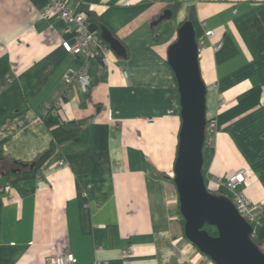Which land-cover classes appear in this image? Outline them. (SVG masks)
Here are the masks:
<instances>
[{"label":"crops","instance_id":"1","mask_svg":"<svg viewBox=\"0 0 264 264\" xmlns=\"http://www.w3.org/2000/svg\"><path fill=\"white\" fill-rule=\"evenodd\" d=\"M45 3L0 0V264L64 253L76 264H214L185 239L171 181L181 118L167 50L184 22L196 41L213 31L198 53L205 117L216 125L202 175L216 189L211 178L243 169V194L264 206V0H80L89 30L99 37L103 26L125 48L121 59L103 42L104 61L66 52L73 28L42 17ZM81 70L89 85L62 99L64 76ZM60 102L61 119L84 122L79 142L12 185L8 160L50 146L40 116ZM252 228L264 248V209Z\"/></svg>","mask_w":264,"mask_h":264},{"label":"water","instance_id":"2","mask_svg":"<svg viewBox=\"0 0 264 264\" xmlns=\"http://www.w3.org/2000/svg\"><path fill=\"white\" fill-rule=\"evenodd\" d=\"M170 15L165 11L157 21L169 19ZM99 37L116 57L126 58L124 46L103 26ZM167 63L173 70L180 102L173 183L184 220V237L214 264H264V252L251 240L252 226L227 197L212 194L205 185L202 150L206 88L200 77L198 48L190 22H184L177 30V40L167 50ZM205 225L214 227L217 236L203 230Z\"/></svg>","mask_w":264,"mask_h":264},{"label":"built area","instance_id":"3","mask_svg":"<svg viewBox=\"0 0 264 264\" xmlns=\"http://www.w3.org/2000/svg\"><path fill=\"white\" fill-rule=\"evenodd\" d=\"M80 0H46L41 11L44 18L57 17L67 26L73 28L74 42L68 44L62 43V47L66 52L80 56L86 61L99 59L105 60L108 48L103 44L99 37L89 30L85 15L78 10ZM213 35L212 30L205 31L202 36L197 38L198 53L204 48L205 40ZM219 48V45H218ZM217 48V49H218ZM90 83L89 76L84 70L78 72H69L63 79V96H66L68 89L77 84L80 87H86ZM63 99V97H62ZM62 102L57 107H60ZM216 133V125L213 121L206 120L204 129V144L210 145ZM59 165H63L60 161ZM247 173L245 170H238L228 178H211L210 183L220 190H225L227 197L239 215L251 226L257 222L259 215L264 209L261 204H255L245 197L243 194L246 185ZM46 264H76V260L71 253L56 254L47 257Z\"/></svg>","mask_w":264,"mask_h":264},{"label":"trees","instance_id":"4","mask_svg":"<svg viewBox=\"0 0 264 264\" xmlns=\"http://www.w3.org/2000/svg\"><path fill=\"white\" fill-rule=\"evenodd\" d=\"M78 10L85 15L86 21H88V18L92 17V15L84 8L83 3L79 4ZM63 99H66V96H63ZM40 117L44 126L50 133V146L41 154L36 156L32 161L21 162L17 160H8L9 166L4 169V172L6 173L5 177L8 179L9 183L14 186L17 185L20 180L35 177L42 165L52 156L59 145L77 143L80 140V134L84 127L83 120L66 121L61 119L59 115V108L55 105L49 106ZM5 140L6 138L4 137L0 139V161L3 160L1 146ZM31 165L33 166L31 167ZM11 171L14 172L12 173ZM171 181L173 182V178ZM207 189L214 195L225 196L221 190L211 189L208 187ZM183 226L184 220L182 219V227ZM203 230L207 231V233L212 237L217 236V231L212 226L205 225ZM251 240L261 252H264V248L262 247L260 240L253 236H251Z\"/></svg>","mask_w":264,"mask_h":264},{"label":"rangeland","instance_id":"5","mask_svg":"<svg viewBox=\"0 0 264 264\" xmlns=\"http://www.w3.org/2000/svg\"><path fill=\"white\" fill-rule=\"evenodd\" d=\"M1 182H3V179H1ZM224 194H226L225 190L224 189H220Z\"/></svg>","mask_w":264,"mask_h":264}]
</instances>
